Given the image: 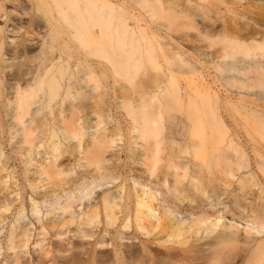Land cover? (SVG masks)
<instances>
[{
	"label": "bare ground",
	"instance_id": "1",
	"mask_svg": "<svg viewBox=\"0 0 264 264\" xmlns=\"http://www.w3.org/2000/svg\"><path fill=\"white\" fill-rule=\"evenodd\" d=\"M262 116L264 0H0V264H264Z\"/></svg>",
	"mask_w": 264,
	"mask_h": 264
},
{
	"label": "rangeland",
	"instance_id": "2",
	"mask_svg": "<svg viewBox=\"0 0 264 264\" xmlns=\"http://www.w3.org/2000/svg\"><path fill=\"white\" fill-rule=\"evenodd\" d=\"M231 5L232 6H239V4L237 3V2H232L231 3ZM8 9H10V7L8 8ZM65 39L66 40H68L69 39V35H65ZM42 42V38L40 37V36H38V37H36L33 41H32V43L35 45V47L39 50L40 49V46H39V44ZM79 56L77 55H75L74 56V58H70V60L72 61V60H76V61H73V62H78L79 61V58H78ZM64 60L65 61H67V58L66 57H64ZM10 62V61H9ZM76 68V66H74V69ZM212 70V69H211ZM211 70H209V71H211ZM7 71V70H6ZM212 72V71H211ZM220 86V91L222 92V93H224L223 91H224V88L221 86V85H219ZM232 94H237L236 93V91H234ZM235 96H237V95H235ZM237 100V99H236ZM236 100H234V101H236ZM35 106V108L37 107V105H34ZM119 110V109H118ZM117 110V108L114 106V105H112V112L111 113H113V115H114V118H116V121H117V119L119 120V123H120V120L122 121V126L123 127H125L126 126V121L124 120V118L121 116L122 115V113H120L119 111ZM175 110H172V113L174 112ZM176 112V111H175ZM231 112L232 113H234L233 111H230V113L228 112V113H225V119H227L226 121H227V124L228 125H231V126H233V125H235V123H236V121L239 123V120H241V122H244V121H246V119H247V117H249V116H247V115H245L246 113H243L242 114V112L241 111H236V113H234L233 115L231 114ZM231 116V117H226V116ZM238 115H240L242 118H245V119H241V117L239 116L238 117ZM243 115V116H242ZM253 115V114H252ZM233 116H236V118L235 117H233ZM245 116H247V117H245ZM254 116V115H253ZM255 116H257V117H255ZM254 117H252L253 118V120L254 119H258V117L260 116V114H257V115H255ZM251 117V116H250ZM249 117V118H250ZM262 117H264V116H262ZM232 118H233V121H235V122H233L232 121ZM238 118H240V119H238ZM235 119V120H234ZM259 119H261V118H259ZM253 120L252 119H250V121H248V119H247V123L248 124H253L252 122H253ZM264 120V119H263ZM230 121V122H229ZM255 121H259V120H255ZM240 122V123H241ZM246 122H244V123H246ZM250 122V123H249ZM237 123V124H238ZM244 123H242V124H244ZM113 124H115V120L113 119L112 120V123L110 124V125H106L107 127H110V128H112L111 126L113 125ZM256 124V123H255ZM101 126H103V125H101ZM176 127V126H175ZM238 128H239V126H238ZM176 130H177V127L175 128ZM240 129H242L241 127H240ZM93 131V129H88L87 130V132H86V134H85V137H83V138H86L87 136H88V132H92ZM241 131V130H240ZM240 137H241V139H244V138H242V137H244V135H245V133H244V131L242 130L241 132H240ZM243 135V136H242ZM246 137V136H245ZM76 142H78V140L77 139H74L73 140V143H76ZM66 143V142H65ZM120 144L121 145H123V141H120ZM8 148H9V146L7 147V151H8ZM66 156H68V155H66ZM71 158L72 159H74L75 157H74V155H72L71 154ZM13 160V164L11 165V167H10V170H12L13 168H15V170H17V171H19L20 170V164H19V159H18V157L17 156H14L13 158H12ZM17 174V173H16ZM119 181L120 180H116L115 181V183L112 181V180H108V181H106V182H104L102 185H96L95 186V188H94V190H93V193H92V195L93 196H96V194H98V193H103V192H107V190H111L112 188H114L113 186H115V184H117V183H119ZM79 188H80V186L78 185V187H77V189H76V191H75V196L73 197L74 199L76 198V194H78V192H79ZM66 195H63L62 197H61V200L59 201L60 203L59 204H62V203H64V200H65V197ZM52 201H54L53 199L51 200V199H49L48 201H46V202H43L42 204H40L37 208H36V211L38 212V213H35L34 215L32 214V212L31 211H29V212H26L25 214H23V215H21V216H19V219L18 220H20V221H24V220H27V219H29L30 217H35V216H37V214H41V215H43L44 214V216L46 215V213H48L50 210H54L55 212H58L59 211V208H58V205H52ZM79 202H83V201H81V200H79V201H77V203H79ZM53 207H56V208H53ZM28 213H29V216H28ZM11 222H10V219L8 220H6L4 223H2L1 224V226H0V231H1V234L0 235H3L5 232H7V230L10 228V224ZM241 223H244L243 221H241ZM33 239V238H32ZM130 241H132V240H129V242ZM138 241V240H137ZM31 247H32V251H33V249L35 248V249H37V248H39V246L38 245H36V246H34V244L32 243L31 244ZM28 255V254H27ZM27 257H30L29 255L27 256ZM27 257H25V258H27ZM31 258V257H30ZM240 263H241V261H240Z\"/></svg>",
	"mask_w": 264,
	"mask_h": 264
}]
</instances>
